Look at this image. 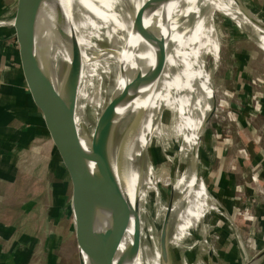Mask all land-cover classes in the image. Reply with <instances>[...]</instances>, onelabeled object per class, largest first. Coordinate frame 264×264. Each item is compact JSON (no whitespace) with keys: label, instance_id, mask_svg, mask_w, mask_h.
<instances>
[{"label":"bare ground","instance_id":"bare-ground-1","mask_svg":"<svg viewBox=\"0 0 264 264\" xmlns=\"http://www.w3.org/2000/svg\"><path fill=\"white\" fill-rule=\"evenodd\" d=\"M145 1H148L146 13L132 42V51L125 57L132 21ZM208 5H214L215 9H209ZM229 9L237 19L229 17L230 20L264 52V31L243 13L237 0H228V3L221 0H62L61 11L72 16L71 31L59 39L53 22L38 33L37 57L42 53L39 40L46 49L38 57L47 68L44 84L52 97L55 92L58 95V100H53V110L84 145L99 141L101 133L97 126L100 118H103L104 124H112L120 136L129 128L137 113L143 110L141 126L127 152L128 187L132 198L136 194L139 199L142 221V249L137 264H161L159 236L165 226V217H168V264H211L214 259L208 218L214 214L228 219L216 198L206 188L193 182L189 169L186 181L182 163L187 161V150L192 158L190 154L199 148L207 132L212 109L217 112V107L213 108L216 95L213 76L220 63L221 39L215 17H224ZM201 19L202 31L195 54L202 55L203 52L207 62L204 66L201 63L199 69L195 56L188 78V49L184 32L189 34L194 31L196 22ZM166 53L167 63L160 79L136 99L117 122L107 110L112 93L117 89L118 95L125 98L142 78L161 63ZM209 59L213 61L211 68ZM79 63H82V69L75 76ZM122 64L126 66L123 76L120 74ZM58 75L62 83L59 90ZM67 84L73 93L67 97L65 105L66 101L62 98ZM69 101L73 109L75 102L85 126L68 118ZM199 112L204 120L188 146ZM113 152H117V148ZM169 162L173 170L167 166ZM169 187L174 188L173 201L170 190L163 202L159 198L158 223L154 226L153 241L150 242L144 218L146 194L157 188L166 192ZM185 216H193L195 223H183ZM186 229L190 236L189 245L180 260L181 233L185 234ZM247 262L249 260L245 259L243 264Z\"/></svg>","mask_w":264,"mask_h":264},{"label":"water","instance_id":"water-1","mask_svg":"<svg viewBox=\"0 0 264 264\" xmlns=\"http://www.w3.org/2000/svg\"><path fill=\"white\" fill-rule=\"evenodd\" d=\"M237 1L243 13L264 31V19L245 0ZM147 7L148 1H145L132 21L125 57L132 51V42ZM61 10L62 0H8L0 15L2 69L11 73L13 88L14 75H17L18 89L24 92L25 100L19 97L17 104L8 109L10 122L15 126L14 137L23 171L42 205L59 257L63 249H68L76 251L78 264H137L142 249V221L139 199L136 194L132 198L128 187L127 152L144 113L140 110L120 136L112 124H104L100 118L97 126L100 139L89 146L55 114L52 94L44 84L47 68L35 51L38 33L53 22L59 39L71 31L72 16ZM166 63L167 53L125 98L115 89L107 110L117 122L136 99L157 83ZM125 64L120 69L122 76ZM75 69L78 76L82 63ZM72 93L67 84L62 98L65 105ZM116 148L117 152H113ZM170 198L173 201V187ZM164 219L165 226L159 236L160 263L168 264V217ZM263 263L264 248L247 262Z\"/></svg>","mask_w":264,"mask_h":264},{"label":"rangeland","instance_id":"rangeland-1","mask_svg":"<svg viewBox=\"0 0 264 264\" xmlns=\"http://www.w3.org/2000/svg\"><path fill=\"white\" fill-rule=\"evenodd\" d=\"M3 2L4 0H0V11ZM7 2L8 0H6V5ZM221 2L228 3V0H221ZM208 8L214 10L215 6L208 5ZM229 17L236 19L231 9L225 11L224 17L220 15L215 17L221 39L220 63L216 67L217 69L213 76V86L216 92L213 108L214 106L217 107V112L214 113V109H212V118L207 126L206 135L199 143V150H194L190 154L192 158L188 156L189 150H187V161L184 160L182 163L186 181L189 176V169L192 171L191 178L193 182L200 184L204 189L206 188L216 198L228 219L217 217L214 214L208 218L207 225L210 226L209 241L215 251L211 264H243L245 259L250 261L264 248V202L257 203L260 208L256 209L253 205L256 203L245 202L250 200L251 194L243 190L247 184H251L256 189L255 187L259 184L258 171L261 169L262 164L256 163L250 168V157L246 148L242 147L241 139H239L240 145L236 147L237 152H232L233 145L229 144L230 137H239V134H233L236 131L232 127H236L234 118L237 116V112H243V109H249L247 111L249 126L264 134V52ZM202 24L203 19L198 20L194 31L189 34L184 32L188 49V78L195 56H197L195 60L199 69L207 62V57L203 58L202 56L203 52L202 55L195 54L201 36ZM39 42L43 53L46 50L45 46L40 40ZM42 53L38 57L42 56ZM208 62L209 68H211L213 61L209 59ZM201 63L202 66H200ZM203 70L206 73L207 70L205 68ZM57 78V88L59 90L62 83L59 75ZM237 88L244 90L248 88L251 95L243 101L242 95L245 94L240 93ZM236 92L239 93V96H237ZM53 100H58L56 92ZM69 104L70 112L68 118L85 126L75 102L74 109L70 101ZM197 115L198 118H196L192 136L188 140V146L192 143L193 136H196L199 132L201 123L204 120L201 112L197 113ZM200 120L202 121L200 122ZM222 144L224 146H220ZM2 151L0 149V163L3 162ZM4 153L9 155V157L7 158L8 161L0 168V178L8 183L6 185L0 182V217H4L6 221L12 223H17V219L21 220L22 218L23 233L26 234L28 243L35 241L34 253L36 257H39L37 258L39 264H78L76 251L73 253L66 246L67 251L63 249L60 257H57L44 218L39 215L36 201L30 192L32 186L26 178L23 179L21 176L14 146L12 145L10 150L8 152L4 151ZM197 163L199 165L198 175L195 170ZM167 166L170 170H173L171 168L173 167L172 163H167ZM247 167L251 169L252 174L248 180L245 179L248 177V175H245L248 172ZM177 172L178 170H176ZM8 184L10 189L6 187ZM236 187L240 191H235V189L237 190ZM169 190L171 193L170 187L165 189L166 192L157 188V190H149L146 194L144 218L150 242L153 241L154 226L158 223L159 198L163 202L164 196L169 193ZM255 194V197L264 198V190ZM255 213L261 214V218ZM186 216L183 223H187V221H189V225H192L193 222L195 223L193 216L188 218ZM183 229H185V225L182 227V232ZM181 234L182 240L178 251L180 260L185 256V248L189 245L190 237L187 229L185 234ZM27 248H31L30 244H28Z\"/></svg>","mask_w":264,"mask_h":264},{"label":"crops","instance_id":"crops-1","mask_svg":"<svg viewBox=\"0 0 264 264\" xmlns=\"http://www.w3.org/2000/svg\"><path fill=\"white\" fill-rule=\"evenodd\" d=\"M245 2L248 4V6L253 9L255 13H257L260 17L264 19V0H245ZM6 8V0H4L2 4V9L0 11V15L4 12ZM3 65V58L0 57V149H2V154H3V162L0 163V168L3 164H5L8 160L7 158L10 155H6L4 151H9L11 146H14V152L17 157L18 165H19V170L21 173V176L26 178L23 167H22V162H21V156L18 153L17 150V145L15 141V132H14V124L10 122V117H9V107L11 105L17 104L18 98L22 96V99H24V92L19 90L18 85L20 83L19 79L17 78V75H14V88L11 86V73L5 72L2 69ZM21 89V88H20ZM238 89V88H237ZM240 93H243L245 95H242L243 101H245L249 95H251L250 90H244V89H238ZM237 96H239V93L236 92ZM240 95V96H241ZM25 100V99H24ZM263 109H264V101H263ZM249 109H243V112L238 111L237 116H235L234 121H236V127H232L235 129L236 132L233 134H239V137L232 136L230 137V145H233V149H231L232 152H237L236 147L239 144V139H241L242 142V147L246 148L248 151L249 155V161H250V168L252 165L256 163H261V169L258 171V182L259 184L255 187L256 189L251 186V184H247L244 186L243 190L245 192H248L251 194L250 200H246L245 202L247 203H256L253 204L256 209L260 208V205H258L261 202H264V198H259L258 196L255 197V193L260 191L263 192L264 188V134L261 133L258 130L252 129L247 120H248V114L247 111ZM238 125V126H237ZM242 129V130H241ZM233 131V130H232ZM259 132V133H258ZM206 135V134H205ZM221 144V143H220ZM220 146H224L223 144ZM224 148V147H223ZM1 154V153H0ZM244 159V158H243ZM247 167L248 172L245 174L246 177L245 179L248 180L251 174V169ZM0 182L4 183L7 185V181L4 179L0 178ZM10 184V183H9ZM9 184L7 189H10ZM5 187V186H4ZM223 188V187H222ZM237 188V187H236ZM225 189V188H223ZM235 189V188H233ZM242 189V188H241ZM235 189V191H238ZM240 191V190H239ZM30 192L36 201V205L39 210V215H41L44 218V222L46 224V227L48 229V224H47V219L44 216L43 210H42V205L39 202V200L36 198L35 193L33 192V189L30 188ZM258 194V193H257ZM258 203V204H257ZM4 208V207H3ZM259 218H261V214L255 213ZM23 216V215H22ZM17 223H12L9 221H6L4 217H0V264H39L38 256L36 257L35 251H34V246H35V241L33 243H28L26 239V234L23 233V225H22V218L21 220L18 218ZM40 223L42 227V222H41V217H40ZM41 230V229H40ZM49 235L51 238V241L53 243L55 252L57 254V257L59 258L57 248L53 239V235H51V232L49 231ZM40 233V231H39ZM38 233V234H39ZM38 236V235H37ZM35 237V240L37 238ZM32 242V241H31ZM30 244L31 248L28 249L27 246ZM47 262V260H46Z\"/></svg>","mask_w":264,"mask_h":264}]
</instances>
